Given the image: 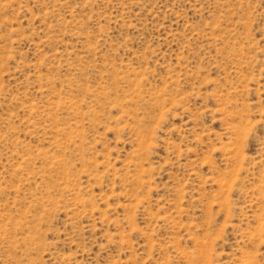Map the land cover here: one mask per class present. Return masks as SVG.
Masks as SVG:
<instances>
[{
    "label": "rangeland",
    "instance_id": "obj_1",
    "mask_svg": "<svg viewBox=\"0 0 264 264\" xmlns=\"http://www.w3.org/2000/svg\"><path fill=\"white\" fill-rule=\"evenodd\" d=\"M0 264H264V0H0Z\"/></svg>",
    "mask_w": 264,
    "mask_h": 264
}]
</instances>
